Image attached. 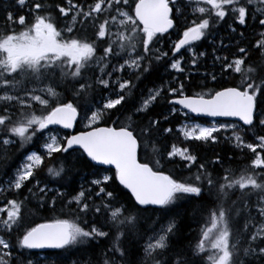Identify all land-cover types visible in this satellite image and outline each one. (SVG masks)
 I'll use <instances>...</instances> for the list:
<instances>
[{
  "label": "snow or ice",
  "instance_id": "1",
  "mask_svg": "<svg viewBox=\"0 0 264 264\" xmlns=\"http://www.w3.org/2000/svg\"><path fill=\"white\" fill-rule=\"evenodd\" d=\"M226 17L259 27L255 42L241 46L245 33L228 24L225 44L217 26ZM181 20L169 51L158 47ZM204 41L210 68L209 54L194 51ZM229 47L231 59L218 54ZM194 71L204 90L186 95ZM218 75L231 86L208 89ZM161 95L169 115L237 118L178 131L214 144L230 130L225 139L253 153L250 168L237 174L219 156L201 163L188 147H157L173 131L163 112L151 114ZM78 117L90 130L50 134ZM254 129L264 133V0H9L0 7V194L13 198L0 206V264H205L209 250L210 264H264V134ZM175 157L185 180L164 170ZM58 207L57 218L35 222ZM205 215L211 226L187 239L188 221ZM46 249L55 251H34Z\"/></svg>",
  "mask_w": 264,
  "mask_h": 264
},
{
  "label": "trees",
  "instance_id": "2",
  "mask_svg": "<svg viewBox=\"0 0 264 264\" xmlns=\"http://www.w3.org/2000/svg\"><path fill=\"white\" fill-rule=\"evenodd\" d=\"M54 0H46L47 4H54L53 3ZM4 3H7L5 0H0V7L3 6ZM188 19L191 20L193 19V16L191 15V13L189 12V16ZM226 23L225 22H221L217 27H218V32L217 35L218 37H223L224 38V43L225 44H229V38L234 35L232 33H230L228 31V24H232L233 27H236V35H238L241 32L245 33V38L240 41V45L241 46H246L249 43H254V32L255 33H259L260 28L259 27H254L252 22H249V26L247 28L243 27V26H237L236 24L233 23V19L231 17H226ZM184 21L181 20L180 21V26L175 27L173 29L172 32H170L167 35H164L163 41L161 42V46L162 49L166 52L169 51L168 46L174 42L175 40L179 39V34L178 33H182L183 31V25ZM258 38V37H257ZM198 51H205L206 53H208V61H209V68H210V61H211V52H212V48L211 46L206 42H200L198 45V49H196ZM232 51H234L233 47H229L227 49H219L218 50V54L220 55H227L229 56V59H231V56L229 55V53H231ZM171 53L169 52V57L165 58V59H170ZM203 63V60L201 61ZM183 67H185V70L187 71L188 68L190 67L189 65H185L182 64ZM217 73H219V67L216 68ZM172 75L176 76L178 78V80H183V76L179 73H175L173 72ZM157 77H163L165 80H169L170 77H168L163 68L160 69V72L158 74H156ZM185 86H186V91L185 94L186 95H193L201 90H204L200 87H197L196 85L202 84L203 81L201 79V76L199 75L198 71H194V73L189 76V79L184 81ZM156 84L157 86L160 85V80L157 78L156 79ZM221 85L223 86H231V77L225 75L223 79L220 78V76L218 75V79L217 81H209L207 88L208 89H212V88H218ZM169 99H171V97H168ZM178 109V108H177ZM163 112L164 115L168 116V122H163L162 121V126L163 127H171L173 129L171 134H166L165 137L161 138L162 139V145H157V147H161V146H166L168 148V150H170L172 148V146H176L179 148H184V147H188L192 152H194L198 158H199V162L203 163V162H210L211 160H213V158L215 156H219L222 161H223V165L226 167L231 168L234 172H236L237 174L240 173L241 170L244 169H248L250 168V161L251 159L254 158V155L251 154L248 150L245 149H237L234 144L229 143L225 137L229 136V133H225V132H221L219 133V141L217 143H202V142H196V141H189V142H184L182 141L181 138H179V134L176 131V129L178 127H180L185 121H196V122H200V123H204L207 124L209 123V121L206 120H196L191 118L190 116L188 118H185V116L181 115L179 113V111L176 114H172L169 115V111H168V106L166 104V100L164 98V95H161V97H159L158 102L156 103V106L152 108L151 114L155 115L156 113H161ZM85 120L80 118L79 124L77 126V131L81 132L84 131V129H88L86 128V126L83 124ZM109 124L112 123L111 120L108 121ZM236 124V123H233ZM98 126H105L103 123H101ZM253 132L257 133V134H264V133H260L259 130H253ZM60 133L62 135H69L68 133H63L60 131ZM254 140V136L252 133H249L246 137H245V141L246 142H253ZM262 157H264V150L262 152H260ZM143 159V157H141ZM20 157L17 155L16 159L13 160L11 162V166L10 167H5L4 168V172H11L15 170L16 165L19 163L20 161ZM176 163H165L164 164V170L167 173H170L173 175L174 178L178 179V180H185L190 176V173L188 171V169H186L185 167H183V162L180 161L179 159H175ZM220 170V167H217V171ZM91 171H93L92 169H87L85 170V175H88ZM196 169L192 168V173H195ZM258 171V170H257ZM102 174H109L111 175V172H104ZM6 178L5 175H0V182H2L4 179ZM116 187L121 188L118 183L116 182L115 185ZM85 188H87V185H85ZM122 190V188H121ZM124 191L125 194V198H127V193L125 190ZM6 196L0 194V206H2V201L6 200V199H11L13 198V196L8 195V193H5ZM35 211V210H34ZM59 215V207L57 208V212H48V211H37L35 212L34 215V219L36 223H40L43 222L44 219H54L57 218V216ZM60 218H65L63 216H61ZM198 219V223H193L192 221H188L189 224V228H185V233L187 236V239L189 240H193L195 241V239L198 237V235L200 234L201 230L203 228H208L211 226V221H210V216H203L197 217ZM190 231V235H188ZM47 253V252H45ZM43 254V253H42ZM40 264H44V261L41 260ZM205 264H210L209 261H207L206 257H205Z\"/></svg>",
  "mask_w": 264,
  "mask_h": 264
},
{
  "label": "water",
  "instance_id": "3",
  "mask_svg": "<svg viewBox=\"0 0 264 264\" xmlns=\"http://www.w3.org/2000/svg\"><path fill=\"white\" fill-rule=\"evenodd\" d=\"M172 30L173 29H170L169 32L164 34V35L169 34L170 32H172ZM176 107L179 109V106H176ZM190 116L196 120H206V121H213V122H225V121H227L229 123H240V122H238L237 118H219V117L212 118V117H206V116H196L195 114H190ZM79 121H80V118L78 117L77 120L74 121L73 128H71V129H63L62 126H60V125L50 126V128L51 129H57L63 133H68L69 135H74V134L78 133L77 126L79 124ZM84 131H88V130H84ZM103 167L107 168L108 166H103ZM120 187L122 188V186H120ZM34 251H36L37 253H45V252H52L55 250H47L46 249V250H34Z\"/></svg>",
  "mask_w": 264,
  "mask_h": 264
},
{
  "label": "rangeland",
  "instance_id": "4",
  "mask_svg": "<svg viewBox=\"0 0 264 264\" xmlns=\"http://www.w3.org/2000/svg\"><path fill=\"white\" fill-rule=\"evenodd\" d=\"M201 6H204V5H201ZM206 7H209V6H206ZM189 12L191 13V10H189ZM16 30L17 31H20V30H22V28H20V26H17V28H16ZM198 43V45H199V43L200 42H197ZM172 44H173V42L168 46V49H170V47L172 46ZM158 47H161L162 48V46H161V44L160 45H158ZM194 51H196V49H194ZM109 70H111V69H109ZM114 78V77H113ZM85 123H83L85 126H86V121H84ZM189 123H199V124H202V125H204V126H211L212 124H214V123H217V122H213V121H209V123H207V124H204V123H200V122H196V121H190V120H188V121H185L181 126H184V125H186V124H189ZM180 126V127H181ZM175 132H177L178 134H179V131H178V128L176 129V131ZM225 133H229V134H231V132H230V130L229 131H227V132H225ZM50 134H55V135H57V136H59V137H63V136H65V135H62L61 133H60V131L59 130H57V129H52V132L50 133ZM179 138H181L182 139V141H184V142H189L190 140H186L183 136H181L180 134H179ZM176 147V146H175ZM177 148H179V147H177ZM171 150V149H170ZM245 150H247V149H245ZM249 151V150H248ZM257 151H259V152H262L263 150L262 149H257ZM250 152V151H249ZM251 153V152H250ZM251 154H253V153H251ZM175 159H179L180 160V158L179 157H175ZM2 195H4V196H6V194L5 193H3ZM3 203H2V206H3V204L4 203H6V200H4V201H2ZM4 215H6V213H0V217H2V216H4ZM211 253H210V250L208 251V252H206L204 255H205V257H207V255H210ZM210 262V261H209Z\"/></svg>",
  "mask_w": 264,
  "mask_h": 264
},
{
  "label": "flooded vegetation",
  "instance_id": "5",
  "mask_svg": "<svg viewBox=\"0 0 264 264\" xmlns=\"http://www.w3.org/2000/svg\"><path fill=\"white\" fill-rule=\"evenodd\" d=\"M5 1L7 3L9 2V0H5ZM53 3H54L53 5L59 4V3H62V0H54ZM52 15H53L54 19L56 20V25H57L58 29H63L64 26L67 24V20H65L64 18H60L57 10H52ZM64 35L68 36L71 34L64 33Z\"/></svg>",
  "mask_w": 264,
  "mask_h": 264
}]
</instances>
